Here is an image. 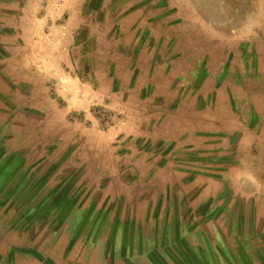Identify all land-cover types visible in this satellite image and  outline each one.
Listing matches in <instances>:
<instances>
[{
  "label": "rangeland",
  "instance_id": "1",
  "mask_svg": "<svg viewBox=\"0 0 264 264\" xmlns=\"http://www.w3.org/2000/svg\"><path fill=\"white\" fill-rule=\"evenodd\" d=\"M0 264H264V0H0Z\"/></svg>",
  "mask_w": 264,
  "mask_h": 264
}]
</instances>
